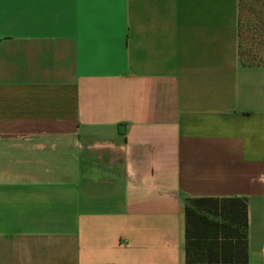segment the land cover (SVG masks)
I'll use <instances>...</instances> for the list:
<instances>
[{
    "label": "crops",
    "instance_id": "1",
    "mask_svg": "<svg viewBox=\"0 0 264 264\" xmlns=\"http://www.w3.org/2000/svg\"><path fill=\"white\" fill-rule=\"evenodd\" d=\"M240 1L0 0V264H186L188 198H244L264 264Z\"/></svg>",
    "mask_w": 264,
    "mask_h": 264
},
{
    "label": "trees",
    "instance_id": "2",
    "mask_svg": "<svg viewBox=\"0 0 264 264\" xmlns=\"http://www.w3.org/2000/svg\"><path fill=\"white\" fill-rule=\"evenodd\" d=\"M255 23L252 31L263 36L261 41L262 57L256 59L245 58L241 52V14L243 10V0L240 1V57L250 63L264 62V0H253ZM259 8V11H257ZM259 54V55H261ZM240 202L241 211L236 215L231 204ZM185 253L186 264H232L233 247L225 240L234 235L241 239V249L243 255L238 260V264H248L247 253V203L245 199L240 198H188L185 204ZM232 221H240L242 231L240 234H233L230 230Z\"/></svg>",
    "mask_w": 264,
    "mask_h": 264
},
{
    "label": "rangeland",
    "instance_id": "3",
    "mask_svg": "<svg viewBox=\"0 0 264 264\" xmlns=\"http://www.w3.org/2000/svg\"><path fill=\"white\" fill-rule=\"evenodd\" d=\"M253 0H243V10L241 14V52L244 57L252 58L255 56L259 59L263 55L261 41L263 36L259 33H253L252 27L255 23L254 15H252V10L254 9ZM261 54V55H259Z\"/></svg>",
    "mask_w": 264,
    "mask_h": 264
}]
</instances>
